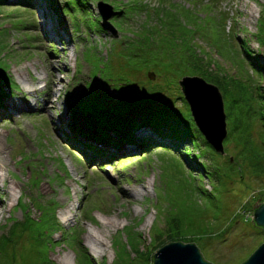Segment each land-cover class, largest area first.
<instances>
[{
	"label": "rangeland",
	"instance_id": "374dc122",
	"mask_svg": "<svg viewBox=\"0 0 264 264\" xmlns=\"http://www.w3.org/2000/svg\"><path fill=\"white\" fill-rule=\"evenodd\" d=\"M78 2L0 1V83L8 93L0 105V233L25 205L42 221L18 241L14 264L43 250L57 264H152L164 244L194 238L206 260L241 263L264 241L252 222L264 170L243 162L216 182L194 169L191 152L128 142L118 165L99 164L66 144L67 121L97 109L172 113L174 124L190 126L179 80L193 75L199 55L226 76L227 90L219 89L228 133L238 126L264 154V0ZM98 2L112 6L114 32L103 28ZM229 140L227 154L213 155L219 165L238 153ZM51 209L67 239L49 227ZM168 228L179 238L165 240ZM73 234L80 242L70 247Z\"/></svg>",
	"mask_w": 264,
	"mask_h": 264
},
{
	"label": "trees",
	"instance_id": "16d2710c",
	"mask_svg": "<svg viewBox=\"0 0 264 264\" xmlns=\"http://www.w3.org/2000/svg\"><path fill=\"white\" fill-rule=\"evenodd\" d=\"M78 1V3H80V0ZM242 41H244L243 38ZM195 58L196 59L193 61L192 65V74L203 77L207 82L215 84L218 88L221 87L225 93L227 89L224 86L223 79L226 76H218L216 73L213 74L210 60L207 59L204 61V58L199 55H196ZM258 67H261V65H258ZM210 68L211 70H209ZM6 96H8V93L0 83V105L3 104ZM183 100L187 104L185 98H183ZM231 102L229 103L231 104ZM234 102L235 100H233V103ZM172 115L174 114L129 113L123 115H111L97 109L87 113H84L79 109L73 111L70 115V119L67 121L68 137L66 139V144L74 147L83 155H88V157L94 162L99 164L102 161H108V163L109 161H116L117 158L121 156L120 149L126 142L133 143V145L139 143L144 149L155 145L181 151L185 155H190L191 152L194 169L203 172L204 177L207 179L213 178L216 182H218L221 176L230 177L234 175V169L243 162L246 163L247 168L252 170L253 173L255 168L258 170H264V154L251 147V140L248 136L242 135L238 126H234L230 129L225 138V141H228V144H230L229 138L233 136L236 152L238 151V153L237 155H230L222 165H219L213 158V155L219 154L223 156L225 153L227 154L225 150L226 148L224 147V154L216 152L206 141L195 122L190 126L186 125V123L180 125L174 124ZM139 130H149L157 139L143 135L139 136L136 134ZM238 146L241 148L238 149ZM202 158H204V160H202ZM230 158H232V160H230ZM120 162L121 161L118 160L117 164ZM261 175H264V171ZM37 206L41 213L40 216L42 217L45 215L43 211V207L45 206ZM20 209L22 211V218L20 220L16 217L11 218L9 222L10 224H8L5 231L0 233V257H4V259H2V264H14L13 261L17 251V243L24 236V232L27 230H33L34 228L38 229L39 225H42V221L30 216L27 205L22 206ZM49 211L48 218L51 220V225L49 227L55 228L54 230L62 231V239H67V234L69 232L64 230L60 225L53 209ZM71 230L72 233H74L75 230ZM168 230L170 233L169 236L166 235L165 240H175L174 238H179L174 237L177 234L171 232L169 228ZM165 232H167L166 229ZM71 239V242H66V245H69L70 247L71 245L73 247L77 240L80 242L75 234H73ZM192 240L194 241L191 242H196L197 244L196 238ZM10 247V251L12 252L11 256L7 253ZM29 256L30 254H27L25 256L26 259L23 260L21 264H32L33 259V263L35 264L36 261L38 264H57L50 258L48 250H43L42 252L39 251L37 255L33 256L34 258L31 257L30 263L29 260L27 261Z\"/></svg>",
	"mask_w": 264,
	"mask_h": 264
},
{
	"label": "water",
	"instance_id": "95a60500",
	"mask_svg": "<svg viewBox=\"0 0 264 264\" xmlns=\"http://www.w3.org/2000/svg\"><path fill=\"white\" fill-rule=\"evenodd\" d=\"M97 9L102 17V26L114 32L108 19L113 15L112 6L98 2ZM179 87L188 102L193 120L212 148L224 154V140L228 129L222 94L213 83L203 77L184 76ZM232 160V158H230ZM252 222L264 231V202L255 203ZM152 264H213L204 259L198 245L194 242L169 241L152 255ZM240 264H264V241Z\"/></svg>",
	"mask_w": 264,
	"mask_h": 264
},
{
	"label": "bare ground",
	"instance_id": "6f19581e",
	"mask_svg": "<svg viewBox=\"0 0 264 264\" xmlns=\"http://www.w3.org/2000/svg\"><path fill=\"white\" fill-rule=\"evenodd\" d=\"M23 79H24V80H25V79L27 80L26 77L22 76V77H21V81H22ZM27 81H28V80H27ZM0 163H1V162H0ZM1 164H2V163H1ZM12 184H13V183H12ZM10 187H11V185H10ZM13 187H14V186H13ZM7 189H8V188H7ZM7 193H8V192H7ZM89 235H90V234H89ZM94 236H95V235H94ZM91 237H93V236L91 235ZM91 239H92V238H91ZM93 240H94V239H93ZM95 240H96V239H95ZM90 241H91V240H90ZM96 241H97V240H96ZM94 243H95V242H94ZM96 243H97V242H96ZM100 243H101V242H100ZM102 244H103V243H102ZM91 246H92V245H91ZM94 246H95V245H94ZM94 246H93V247H94ZM99 246H100V245H99ZM96 247H97V244H96ZM94 249H95V248H93V250H94ZM98 249H99V248H98ZM98 249H97V250H98ZM97 250H96V251H97ZM99 251H100V250H99ZM67 255H68V254H67ZM66 258H67V257H65V260H66ZM62 260H63V259H62ZM62 260H61V263H62ZM63 262H64V261H63ZM63 264H64V263H63ZM65 264H66V263H65Z\"/></svg>",
	"mask_w": 264,
	"mask_h": 264
}]
</instances>
